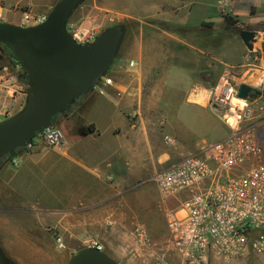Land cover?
Segmentation results:
<instances>
[{
    "label": "crops",
    "instance_id": "obj_1",
    "mask_svg": "<svg viewBox=\"0 0 264 264\" xmlns=\"http://www.w3.org/2000/svg\"><path fill=\"white\" fill-rule=\"evenodd\" d=\"M56 3L0 0V19L23 25L24 12L48 14ZM109 11L123 16L129 24L127 39L124 41L125 31L119 47L123 52L107 75L112 84L104 85L105 94L93 88L81 96L66 118L70 121L79 115L82 123L94 124L95 131L88 135L68 133L57 153L31 154L22 161V167H29L28 162L51 159L49 164L56 165L62 160L67 205L63 213L70 222L66 228L79 240L88 229L86 224L104 226L105 201L113 203V199L127 196L124 187L133 181L130 175L154 174L159 167L198 154L208 144L229 136L230 128L209 107L217 76L214 63L232 67L243 60L242 49L232 50L229 30L219 32L222 41L216 42L215 28L223 19L216 4L208 8L204 4L200 7L198 1L106 0L70 21L92 26ZM0 50L3 120L24 108L29 85L22 67L3 46ZM130 61H136L137 66H129ZM165 135L173 137L175 143L165 141ZM9 171L5 162L0 167V183L7 181ZM93 214H99V219ZM11 238L20 239L17 231L0 225V247L11 244ZM36 239L42 244L45 237ZM35 261L45 264L50 259L39 256Z\"/></svg>",
    "mask_w": 264,
    "mask_h": 264
},
{
    "label": "rangeland",
    "instance_id": "obj_2",
    "mask_svg": "<svg viewBox=\"0 0 264 264\" xmlns=\"http://www.w3.org/2000/svg\"><path fill=\"white\" fill-rule=\"evenodd\" d=\"M101 1L106 0H83L74 9L68 21L75 18L72 16L81 15L82 17L83 12L88 13L92 6ZM180 1H198L200 7L204 4L208 8L216 4L217 14L223 18L215 28L216 42L218 44L222 41L219 36L221 31L227 33L229 30L232 50L242 49L243 60L239 65L232 67L237 73L235 78L237 83H246L253 87L252 92L255 94L252 95L251 92L249 96V102H252V107L255 109L253 122L257 124L258 132L263 133L264 0ZM198 9L199 6L197 11ZM116 24L124 26L125 41L129 24L124 21L123 16L109 11L103 19L94 22L101 33ZM239 29L259 31L253 51L248 50L243 43ZM0 46L3 45L0 44ZM4 52L10 55L6 50ZM122 52L123 47L118 50L104 76L107 77L112 65L116 62V57H120ZM0 57H2L1 54ZM214 64L217 71L214 82L216 85L228 66L218 61ZM68 111L58 114L53 122L63 130L65 138L68 133L77 132L80 125H86L81 122L79 115L75 119L67 120ZM58 150V147H49L41 143L29 149H18L12 156L4 157L0 162V167L7 162L10 169L7 181L0 183V225L17 231L20 238L18 240L11 238V244L1 247L6 264H37L35 259L39 256L50 259L45 264H66L70 260L71 253L74 254L82 247L93 245L101 246L102 250L118 260L120 264H193L180 259L171 249L166 212L169 207L177 206L179 202L176 198L166 199L161 196L153 180V173L145 176L130 175L133 181L126 183L124 187L128 189L127 196L117 197L113 199V203L105 201L102 228L99 225L93 227V224L89 223L86 224L88 229L82 231V240L71 236V230L66 228L69 227L70 222L66 221L67 215L63 213L67 205L64 200L62 160L58 159L60 163L52 165L49 164L51 159H43L42 162H36V164L28 162L29 167H22V161L31 154L46 152L54 154ZM51 174L60 177L51 179ZM40 175H42V180H40ZM92 216L94 219L100 217L99 214L97 217L95 214ZM139 223H144L149 230L151 237L149 247H143L138 242L136 231ZM11 234L15 236L14 231ZM39 235L45 237L44 240H40L42 244L36 239ZM199 264H264V256L249 252L229 260L209 257L207 261Z\"/></svg>",
    "mask_w": 264,
    "mask_h": 264
},
{
    "label": "built area",
    "instance_id": "obj_3",
    "mask_svg": "<svg viewBox=\"0 0 264 264\" xmlns=\"http://www.w3.org/2000/svg\"><path fill=\"white\" fill-rule=\"evenodd\" d=\"M48 14L24 12L23 25L43 23ZM67 29L81 44L93 42L101 34L97 26L84 22L68 21ZM137 64L130 62V66ZM236 75L228 66L209 97L211 111L230 128L229 136L208 144L198 154L169 162L153 175L161 196L179 202L166 212L171 249L193 264L209 257L234 259L249 252L264 256V132L260 134L253 122L250 97H238L241 83ZM110 84L112 79L104 76L94 88L105 94L104 85ZM234 98L244 100V105L233 103ZM164 138L175 143L170 135ZM64 140L63 130L52 124L23 148L41 143L59 147ZM136 235L141 246L151 245L144 223L138 224Z\"/></svg>",
    "mask_w": 264,
    "mask_h": 264
},
{
    "label": "water",
    "instance_id": "obj_4",
    "mask_svg": "<svg viewBox=\"0 0 264 264\" xmlns=\"http://www.w3.org/2000/svg\"><path fill=\"white\" fill-rule=\"evenodd\" d=\"M83 0H59L47 19L37 25H18L0 19V44L26 72L29 95L24 108L0 120V160L25 147L54 118L87 94L109 70L122 41V24L105 29L93 42L81 44L67 29L74 9ZM258 30L239 35L253 51ZM253 87L242 83L238 97L247 99ZM0 264H6L0 247ZM67 264H120L97 246L77 250Z\"/></svg>",
    "mask_w": 264,
    "mask_h": 264
},
{
    "label": "trees",
    "instance_id": "obj_5",
    "mask_svg": "<svg viewBox=\"0 0 264 264\" xmlns=\"http://www.w3.org/2000/svg\"><path fill=\"white\" fill-rule=\"evenodd\" d=\"M231 23V22H230ZM232 25H233V22H232ZM241 31V29H239V31L238 32H240ZM5 49V48H4ZM6 50V49H5ZM7 51V50H6ZM8 52V51H7ZM14 60V59H13ZM15 61V60H14ZM17 62V61H16ZM18 63V62H17ZM19 64V63H18ZM24 80L25 81H27V77H26V73H25V76H24ZM256 92V91H255ZM255 93L254 92H252V95H254ZM73 105V104H72ZM72 105L66 110V111H68L71 107H72ZM66 111H64V112H66ZM56 118V117H55ZM54 118V119H55ZM54 124V123H53ZM95 131V125L94 124H90V125H80L79 127H78V130H77V133L79 134V135H88V134H90V133H92V132H94ZM21 149V148H20ZM6 156H8V155H5V156H3L2 157V159L4 158V157H6ZM9 156H12L11 154H9ZM1 159V160H2ZM1 160H0V162H1Z\"/></svg>",
    "mask_w": 264,
    "mask_h": 264
},
{
    "label": "bare ground",
    "instance_id": "obj_6",
    "mask_svg": "<svg viewBox=\"0 0 264 264\" xmlns=\"http://www.w3.org/2000/svg\"><path fill=\"white\" fill-rule=\"evenodd\" d=\"M233 103H235V104H237V105H240V106H242V105H244V100H242V99H239V98H234L233 99ZM230 121H234V119L233 118H231L230 119Z\"/></svg>",
    "mask_w": 264,
    "mask_h": 264
}]
</instances>
